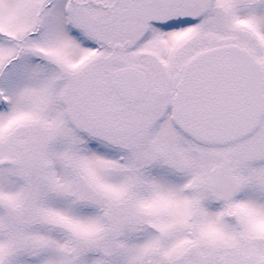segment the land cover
<instances>
[{"label":"snow or ice","instance_id":"6c2138e0","mask_svg":"<svg viewBox=\"0 0 264 264\" xmlns=\"http://www.w3.org/2000/svg\"><path fill=\"white\" fill-rule=\"evenodd\" d=\"M0 264H264V0H0Z\"/></svg>","mask_w":264,"mask_h":264}]
</instances>
